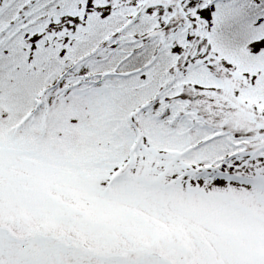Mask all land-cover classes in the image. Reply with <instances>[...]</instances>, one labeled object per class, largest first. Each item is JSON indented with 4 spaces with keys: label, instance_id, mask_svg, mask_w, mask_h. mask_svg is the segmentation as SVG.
I'll return each mask as SVG.
<instances>
[{
    "label": "snow or ice",
    "instance_id": "snow-or-ice-1",
    "mask_svg": "<svg viewBox=\"0 0 264 264\" xmlns=\"http://www.w3.org/2000/svg\"><path fill=\"white\" fill-rule=\"evenodd\" d=\"M0 264H264V0H0Z\"/></svg>",
    "mask_w": 264,
    "mask_h": 264
}]
</instances>
